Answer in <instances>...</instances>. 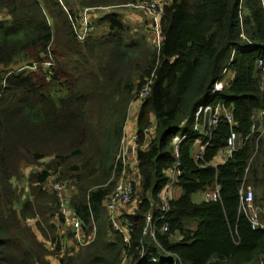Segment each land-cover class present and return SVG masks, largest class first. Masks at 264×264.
Wrapping results in <instances>:
<instances>
[{
	"label": "trees",
	"instance_id": "1",
	"mask_svg": "<svg viewBox=\"0 0 264 264\" xmlns=\"http://www.w3.org/2000/svg\"><path fill=\"white\" fill-rule=\"evenodd\" d=\"M141 1L0 0V264H175L177 257L183 264H257L264 255V231L253 230L240 212L245 177L257 206L264 194V137L251 134L253 116L264 109L257 67L264 60V0H172L160 22V50L151 23L131 26L136 20L119 13L100 18L87 40H78L70 20L75 5ZM226 67L235 80L215 101L233 110L248 140L234 159L205 169L191 158L194 140L185 141L175 186L182 196L173 194L165 213L162 192L176 162L171 143L192 132L197 109ZM147 85L137 116L140 167L127 175L135 199L112 208L129 109ZM152 123L156 136L145 148ZM228 136L220 124L207 161ZM39 164L41 172L20 191L23 170ZM52 176L73 185L72 207L87 237L96 230L90 244L72 252L61 245L67 230L57 198L44 188ZM215 183L219 201L192 200ZM148 213L155 238L144 231ZM114 222L135 224L128 241Z\"/></svg>",
	"mask_w": 264,
	"mask_h": 264
},
{
	"label": "built area",
	"instance_id": "2",
	"mask_svg": "<svg viewBox=\"0 0 264 264\" xmlns=\"http://www.w3.org/2000/svg\"><path fill=\"white\" fill-rule=\"evenodd\" d=\"M172 0H143L136 4H130L136 9L146 11L152 20L155 38V45L160 50L162 45V38L160 33V22L164 15V9L167 3H171ZM110 7H97V8H79L77 11L76 18H70L73 25L75 34L80 42H84L90 36L94 30V20L92 17L102 18L104 13L109 11ZM1 18V15H0ZM53 60L46 62L44 68L49 71L53 66ZM258 69L261 74V90L264 92V60L258 62ZM230 76V79L227 82H224V78ZM235 80L234 75H229L228 67H226L221 78L215 83L211 95H209L206 101L199 106L195 113L193 130L191 133L183 136H176L172 141V148L176 156V162L172 168L167 171V176L170 178L168 185L162 192L163 212H167V202L171 199L170 191L175 188L176 182L183 176V169L181 166L180 160V147L188 139L193 138V146L191 149V158L192 160L202 169L214 167L217 168L219 165H222L229 160L235 158V156L243 149L248 138H245L240 132L237 131L238 123L235 120L233 110L226 104L225 101L221 100L216 102V96L224 91L227 83L233 82ZM150 95L149 85L145 86L137 93L135 100L132 102L127 124L137 121V116L139 112L140 105L143 101ZM220 124H226L229 131V136L227 138L226 147L221 150L218 155L211 161H207V154L209 149L212 148L213 135L216 132ZM156 131L155 123H152L148 126L144 132L145 136V148L148 147V144L151 139H154V134ZM251 134H256L258 140L264 137V109L260 110L253 116V125L251 129ZM140 135L137 128L136 132L133 134H128L127 127L125 126L124 134L121 140L120 150L117 155V167H121V173L118 176V183L114 188L113 195L110 199L109 204L112 208L133 202L135 199V187L133 182L127 177L128 172L131 171L134 175L138 174L140 167L139 160V150H140ZM248 172V170H247ZM50 185V186H49ZM47 186V190L54 194L57 198L60 216L63 219V223L67 231H63L60 234V237L66 235L67 242L64 247L68 252H72L73 249H80L82 246L90 244L95 239V232L87 237L84 232L82 221L78 214L75 212L74 208L71 205V196L68 195L66 189H69L67 182H64L60 179H54ZM220 185L215 183L213 188L209 191L203 192V201L202 202H217L220 199ZM255 192L252 187L247 183L245 177L243 185L240 192V212L246 215L253 230L264 231V194L261 199V204L259 206L255 203ZM117 218V217H112ZM161 219H157V222ZM115 221V220H114ZM125 226L114 222L115 228L120 230L125 234L126 240H129L130 228L135 224L123 222ZM145 232L150 234L153 238L156 236V220L154 214L148 213L146 216ZM164 233L169 232V227L165 226ZM69 236V237H68ZM176 239V238H175ZM177 240V239H176ZM178 241V240H177ZM73 243H77V246H74ZM173 254V253H172ZM169 253V256H172ZM142 256H144L142 254ZM156 260H152L155 262ZM175 264H183L180 257H177L174 260ZM58 264V261L56 262ZM257 264H264V255L258 261Z\"/></svg>",
	"mask_w": 264,
	"mask_h": 264
},
{
	"label": "rangeland",
	"instance_id": "3",
	"mask_svg": "<svg viewBox=\"0 0 264 264\" xmlns=\"http://www.w3.org/2000/svg\"><path fill=\"white\" fill-rule=\"evenodd\" d=\"M139 4V3H138ZM130 5V4H129ZM129 5H124V6H118V7H110V9H109V11H110V13H119V14H121L122 16H125V17H130V15H132V16H134L135 18H138L144 25L146 24V22H149V23H151V25H150V28L152 29V30H154V28H153V24H152V20L150 19V17H149V15L147 14V12L146 11H143V10H139V9H136L135 7H133V6H129ZM137 5V4H136ZM81 7H83V8H88V7H86V6H82V5H75V10H78L79 8H81ZM104 8H107V7H104ZM110 13H108V12H106V13H104V15H107V14H110ZM140 16H142V18H144V20L140 17ZM2 17V16H1ZM95 21L94 22V24L96 23V21L97 20H99V18H97V17H92V21ZM126 20H128V19H126ZM135 24L134 23H132L131 24V26H134ZM136 26V25H135ZM230 79V76H226L225 78H224V82H227L228 80ZM156 136V133L154 134V137ZM41 165L39 164V165H35V166H29V167H27V168H25L24 170H23V176H22V180L19 182V183H16L17 185H18V188L20 189V191H22V190H24V187H27L28 186V183H29V179L31 178V176H32V174H34V173H36V172H40L41 171ZM59 179L57 176H52L50 179H49V181H48V183L44 186V188L47 190V186L49 185V183L50 182H52L54 179ZM61 180V179H60ZM63 181V180H62ZM65 182V181H64ZM68 183V182H67ZM68 185H69V189H67L66 187H65V189H66V192H67V194L68 195H72L71 196V205H72V200H73V198H74V196H73V190H72V184H70V183H68ZM50 186V185H49ZM176 191H178V189H176ZM174 192H175V188H173V189H171V191H170V195L172 196L173 194H174ZM27 194V192L25 193V195ZM192 200L195 202V203H201L202 201H203V191H201V192H198V193H196V194H194V195H192ZM132 206H134V205H132ZM31 222H32V220H30L29 221V223L28 224H31ZM62 225H60V227H61ZM193 230H195L196 229V225H193V228H192ZM63 233V232H62ZM62 233H60V234H62ZM41 237V236H40ZM176 239L177 240H179L180 239V236H177L176 237ZM61 245L62 246H64L65 245V243L67 242V237H66V235H64V236H62L61 237ZM73 245L74 246H77V243H73ZM57 259V257L56 256H52L51 257V260H52V262H55V260Z\"/></svg>",
	"mask_w": 264,
	"mask_h": 264
},
{
	"label": "crops",
	"instance_id": "4",
	"mask_svg": "<svg viewBox=\"0 0 264 264\" xmlns=\"http://www.w3.org/2000/svg\"><path fill=\"white\" fill-rule=\"evenodd\" d=\"M130 17L132 18V20L133 19H135L136 21H134L135 22V25H140V26H144V24L138 19V18H135L134 16H132V15H130ZM141 18H142V16H140ZM143 20H144V18H142ZM126 127H127V132H128V134H133L134 132H136V130H137V121L136 122H131V123H129V124H127L126 125ZM49 160H47V162H48ZM42 166V165H41ZM41 170H42V168H41ZM41 172V171H40ZM174 195H175V199H178L179 197H181L182 196V191L179 189L178 191H176L175 190V192H174ZM55 224L56 225H58L59 224V222L56 220L55 221ZM30 226H32L33 228L35 227V221H32L31 222V224H30ZM126 264H130L129 262H126Z\"/></svg>",
	"mask_w": 264,
	"mask_h": 264
},
{
	"label": "bare ground",
	"instance_id": "5",
	"mask_svg": "<svg viewBox=\"0 0 264 264\" xmlns=\"http://www.w3.org/2000/svg\"><path fill=\"white\" fill-rule=\"evenodd\" d=\"M191 139H193V138H191ZM219 200H220V199H219ZM172 256L175 257V258L177 257V256H175V255H172ZM154 263H156V261H155Z\"/></svg>",
	"mask_w": 264,
	"mask_h": 264
}]
</instances>
